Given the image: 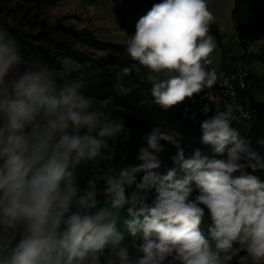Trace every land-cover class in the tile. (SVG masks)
Instances as JSON below:
<instances>
[{
    "label": "clouds",
    "instance_id": "9594fccd",
    "mask_svg": "<svg viewBox=\"0 0 264 264\" xmlns=\"http://www.w3.org/2000/svg\"><path fill=\"white\" fill-rule=\"evenodd\" d=\"M214 22L208 0L153 4L126 34L125 54L134 63L120 69L117 90L126 91L121 81L136 67L150 74L151 94L164 109L212 89L220 79L208 67ZM22 65L16 39L0 30V264H264V182L244 172L241 161L257 157L230 127L243 110L235 99L201 124L202 142L215 153L232 145L227 161L200 150L185 158L180 134L155 127L138 165L98 167L81 189L76 170L109 157L102 150L125 131L123 123L86 97L79 81H61L45 65ZM162 140L178 149L182 178L175 168L155 171ZM98 185L110 208L97 209ZM126 205L127 240L116 227ZM201 205L210 214L207 233Z\"/></svg>",
    "mask_w": 264,
    "mask_h": 264
},
{
    "label": "rangeland",
    "instance_id": "374dc122",
    "mask_svg": "<svg viewBox=\"0 0 264 264\" xmlns=\"http://www.w3.org/2000/svg\"><path fill=\"white\" fill-rule=\"evenodd\" d=\"M159 2L161 0H0V30L11 34L20 46L27 62L21 69L32 64L45 65L55 71L61 81H79L83 85L80 91L84 95L93 91L94 96L91 98L106 106L111 117L123 123L125 131L113 140L121 138L126 146L109 155L111 159L105 158L104 170H119L122 165H138L140 161L136 157L139 149L147 146L145 139L139 138V132L126 127L129 118L125 119L123 113L121 116V111L130 115L129 122L137 119L138 123L148 128L149 133L155 127L179 133L182 137L181 147H196L200 139L201 129L178 117L179 104L175 110L169 108L162 114L155 100L138 102L135 97H131L127 102L124 101V95L128 92L143 89L140 84H146L149 88L147 91L153 97L152 85L148 82L150 74L146 70L136 67L132 75L124 78V81H136L139 86L126 88L124 92L117 90L116 77L120 69L134 63L125 54L126 34L132 35L138 20L153 4ZM208 4L215 16L210 34L216 43V49L210 57L212 64L208 67L215 69L218 75L226 72L223 70L225 55L226 63L235 67L236 71L243 69L249 73L248 91L255 101L264 104V34L252 40L248 48L244 47L234 29L235 1L208 0ZM247 53L262 57H255L251 61L245 58L247 60L244 62L242 58ZM89 87H93V90H87ZM108 91L111 96L99 97L102 94L98 93ZM145 91L146 88L139 93L145 95ZM122 99L124 103L138 106L140 110L130 112L128 107L120 104ZM160 143L163 150L156 155L163 154L172 144L163 140ZM241 163L245 164L244 172L249 171L248 174L261 177L256 173H264V162L256 164L255 169L251 167L252 171L248 161Z\"/></svg>",
    "mask_w": 264,
    "mask_h": 264
},
{
    "label": "trees",
    "instance_id": "16d2710c",
    "mask_svg": "<svg viewBox=\"0 0 264 264\" xmlns=\"http://www.w3.org/2000/svg\"><path fill=\"white\" fill-rule=\"evenodd\" d=\"M234 1H235V7L233 10V20L235 24L234 26L235 33L240 39L241 44L244 47L248 48L249 43L252 40L264 34V0H234ZM255 57L261 58L262 56H257L254 54L247 53L246 57L242 58V61L245 62L247 59L251 61ZM224 69L225 71L236 72L235 67H233L231 64L226 63L225 55L223 58V70ZM121 82H123L124 87L127 89L132 86H139L136 81L129 82L127 80L124 81L123 79ZM140 87H142L143 89H139L137 92H128L126 95H124L126 96V99H124V101L127 102V100L130 99L131 97H135V100L138 102L155 100L154 97L150 96L149 91H147V89L149 88H147L146 84H140ZM145 88H146L145 95L139 93L140 90H144ZM87 90L89 91L93 90V87H89L87 88ZM93 94H94L93 91H90L85 96L91 97V96H94ZM98 94H102L101 96H99L100 98L106 95L108 96L112 95L111 93H109V91L98 93ZM113 95H116V94L114 93ZM244 99L250 106L256 107L259 110L258 118L254 122H249V121L235 118L231 121L230 127L234 129L241 138L249 142L251 150L255 152L257 159H253L250 162L248 161V163H250L251 165H256V164L261 165V163L263 164L264 162V157L263 159H261L262 156H264V104H259L257 101H255L254 96L249 91L245 93ZM121 102L120 104L123 105L125 108L128 107L127 110H130V112H138L140 110L138 106L133 107L131 104L124 103L123 99L121 100ZM182 103L179 104L180 105V113H179L180 115H178V117L180 116V118H181ZM157 109L161 113L164 112V110H166L160 106ZM171 109L175 110L176 106L171 107ZM124 112L121 111L119 114L122 116V113H123V115L125 116V119L127 117L129 118L127 122L125 123L126 127H132L136 130V132H139L140 139L141 138L143 139L147 134H149L148 128L138 123L137 119L129 122L131 117L130 115H128L127 112L125 113ZM131 116H134V115H131ZM199 136H200V139H199L198 144H196V147H184V146L181 147L183 149L185 158H190L193 155L195 150H200L202 155H206L209 158L221 159V160L227 161L228 159L227 150L232 145H228L223 154H217L214 151L213 145H210V144L206 145L202 142V139H201L202 129L200 131ZM116 137H118V135ZM167 143L170 144L169 142ZM107 145L108 147L102 150L105 156H109V155L117 153L120 150V147L126 146V142L121 140V138H118L116 141H114L113 138H110V139H107ZM191 148H194V149H191ZM177 151L178 149L173 144H170L168 149L163 154L157 155L158 159L160 160L161 166L159 169H156L155 171H157L161 175H164L167 173V171L175 168L177 171V178H182L184 173L179 169V165L174 161V157L177 155ZM98 167L105 168L106 162L104 160H101L98 165L94 164L93 162H88L87 164L82 165L76 170V173H75L76 183L81 189H84L87 187V181L92 178L94 172L96 171ZM246 173L248 174L249 171H246ZM237 174L238 172L234 173V176H236ZM256 174H260L261 177H258V178L262 182H264V173L262 174L256 173ZM142 175H143L142 173L137 175L138 182L141 179ZM98 187L101 188V194L97 195L96 197L97 209L110 208L111 207L110 199L106 198L102 194L103 185H98ZM192 187L194 188V192H193V197H194L195 195L198 194V190L195 189V184H193ZM153 196H154V192L150 194L149 202ZM201 207H204L205 216L203 218V222L200 227L202 231L207 233L208 228L211 225L210 214L205 206L201 205ZM127 208L128 206L126 205L124 208L119 210V219L116 225L117 230L120 231L122 234H124L126 240L128 239V233L126 230L125 221L132 219V217L129 216L127 212Z\"/></svg>",
    "mask_w": 264,
    "mask_h": 264
},
{
    "label": "built area",
    "instance_id": "2783aa9c",
    "mask_svg": "<svg viewBox=\"0 0 264 264\" xmlns=\"http://www.w3.org/2000/svg\"><path fill=\"white\" fill-rule=\"evenodd\" d=\"M219 76V81L212 89H205L192 98H186L181 106V118L194 127L201 128L204 120L216 114L217 107L223 110L224 104L232 99L242 106V111L236 114L237 119L254 122L258 118L259 110L250 106L244 99L248 91L249 73L243 69L236 72L226 71ZM215 96V101L209 96ZM209 106L211 111L204 113L203 106Z\"/></svg>",
    "mask_w": 264,
    "mask_h": 264
}]
</instances>
